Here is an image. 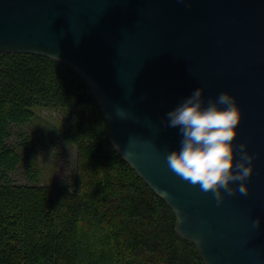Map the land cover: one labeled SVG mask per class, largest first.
<instances>
[{"label": "water", "instance_id": "1", "mask_svg": "<svg viewBox=\"0 0 264 264\" xmlns=\"http://www.w3.org/2000/svg\"><path fill=\"white\" fill-rule=\"evenodd\" d=\"M0 52L76 71L111 145L172 209L204 264H264V0H0ZM199 86L205 102L235 96L234 143L255 154L248 193L219 205L166 161L180 140L166 113Z\"/></svg>", "mask_w": 264, "mask_h": 264}, {"label": "trees", "instance_id": "2", "mask_svg": "<svg viewBox=\"0 0 264 264\" xmlns=\"http://www.w3.org/2000/svg\"><path fill=\"white\" fill-rule=\"evenodd\" d=\"M37 106L67 112L74 174L40 184L32 167L34 183H10L21 156L5 141L9 125ZM0 179V264H204L172 209L113 148L94 95L67 64L0 52Z\"/></svg>", "mask_w": 264, "mask_h": 264}, {"label": "clouds", "instance_id": "3", "mask_svg": "<svg viewBox=\"0 0 264 264\" xmlns=\"http://www.w3.org/2000/svg\"><path fill=\"white\" fill-rule=\"evenodd\" d=\"M203 92L202 86L193 89L166 113L167 126L177 128L180 136L179 147L167 152L166 161L182 180L211 192L219 205L225 194L248 193L255 154L246 142L234 143L241 120L235 96L223 91L205 102ZM123 112L117 107L118 116ZM260 223V217L253 220L257 228Z\"/></svg>", "mask_w": 264, "mask_h": 264}, {"label": "rangeland", "instance_id": "4", "mask_svg": "<svg viewBox=\"0 0 264 264\" xmlns=\"http://www.w3.org/2000/svg\"><path fill=\"white\" fill-rule=\"evenodd\" d=\"M34 111L30 120L24 123L11 122L9 125L10 136L5 141L21 156L16 168L7 172L9 182L34 183L29 170L32 167L39 171L40 184H49L60 169L70 179L76 165V146L62 135L69 125L67 112L38 106ZM22 141H29L31 144L32 157H29Z\"/></svg>", "mask_w": 264, "mask_h": 264}]
</instances>
